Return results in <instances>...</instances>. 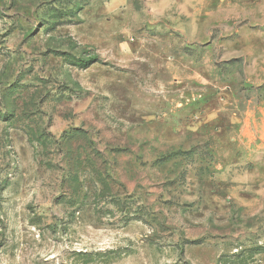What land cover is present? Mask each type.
Instances as JSON below:
<instances>
[{"label":"rangeland","instance_id":"374dc122","mask_svg":"<svg viewBox=\"0 0 264 264\" xmlns=\"http://www.w3.org/2000/svg\"><path fill=\"white\" fill-rule=\"evenodd\" d=\"M0 264H264V0H0Z\"/></svg>","mask_w":264,"mask_h":264},{"label":"trees","instance_id":"16d2710c","mask_svg":"<svg viewBox=\"0 0 264 264\" xmlns=\"http://www.w3.org/2000/svg\"><path fill=\"white\" fill-rule=\"evenodd\" d=\"M91 63H93V62H85L84 67L90 66Z\"/></svg>","mask_w":264,"mask_h":264}]
</instances>
